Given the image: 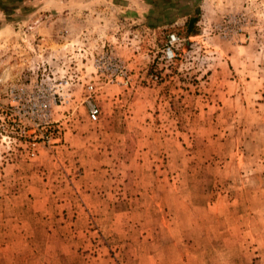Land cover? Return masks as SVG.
I'll return each mask as SVG.
<instances>
[{"label": "rangeland", "instance_id": "rangeland-1", "mask_svg": "<svg viewBox=\"0 0 264 264\" xmlns=\"http://www.w3.org/2000/svg\"><path fill=\"white\" fill-rule=\"evenodd\" d=\"M35 1H0V105L62 96L0 135V264H264V0Z\"/></svg>", "mask_w": 264, "mask_h": 264}, {"label": "built area", "instance_id": "built-area-1", "mask_svg": "<svg viewBox=\"0 0 264 264\" xmlns=\"http://www.w3.org/2000/svg\"><path fill=\"white\" fill-rule=\"evenodd\" d=\"M180 38L175 34L171 33L167 37V48L165 55L169 58L174 56L172 46L179 41ZM111 67L116 72L122 71L124 65L117 59L111 61ZM30 88L26 86L15 85L9 88L10 100L5 105H0V135L10 137L9 134L3 135L2 132L9 130V128L18 127L20 132L19 135L26 134V124L30 123L35 132L42 124V117L45 112H49L51 104L54 102L56 105L60 102L61 94L53 98L44 99L41 96L40 99L34 98L31 100L32 92ZM96 92V87L93 83H87L85 103L88 107V117L91 121H97L100 115V108L94 102L93 94ZM30 97V98H29ZM23 98H28L27 103H22ZM50 121H48L49 123ZM1 136V137H2ZM37 142H32V146H35ZM34 155V152H32Z\"/></svg>", "mask_w": 264, "mask_h": 264}, {"label": "crops", "instance_id": "crops-1", "mask_svg": "<svg viewBox=\"0 0 264 264\" xmlns=\"http://www.w3.org/2000/svg\"><path fill=\"white\" fill-rule=\"evenodd\" d=\"M2 1V0H0ZM28 2H32L33 0H26ZM89 0H67L66 2L68 3V9H69V13H71L72 11H74L75 9L72 8V5H76L77 2H83L84 4L88 3ZM96 1V2H94ZM131 3H137V7L138 2L140 0H130ZM204 1H209V0H204ZM217 1H222V0H217ZM36 5L35 7L38 8L36 13H39L41 11H50V12H54L55 10H58L57 7L60 6V2L61 0H36ZM65 2V0H64ZM89 2L91 3H98L99 6L98 7H94L93 9L91 8L89 11H96L98 12V16H100V19H104V17L111 16L113 15H121L120 11H123L121 9H119L118 7H123L124 5H120L122 4V0H90ZM103 3H105L104 7H103ZM71 5V6H70ZM102 5V6H101ZM90 6V5H88ZM136 6H131L132 8L128 7V6H124L125 7V11L127 12L128 15H133V16H137L139 14V9H136ZM29 7V6H28ZM131 9V10H130ZM168 9V8H165ZM112 11V12H110ZM6 10H4L3 8H1L0 10V18L1 16H6ZM9 14V13H8ZM45 14V13H44ZM137 14V15H136ZM179 16L183 17L185 19V22L188 18L192 17V14H180ZM38 19V18H37ZM65 21H69V17H64ZM58 19H56L55 21H51V22H47L46 20L43 21L42 17H39L38 22L36 23L34 27L35 31H39L40 33H45L46 35H48V38H46L47 42L46 44H42L47 46V49H56L55 47H57L59 45L60 42V38L61 36H59L58 34ZM2 26V25H1ZM67 26L69 27L68 23ZM68 29V28H67ZM84 34H83V38H86L87 35L91 34V29H85L84 30ZM63 40V39H62ZM46 48V47H45ZM47 49L45 50L47 54H53V51L51 50V52H47ZM229 237H226L225 240H227ZM230 241V240H229ZM202 258H204V256L202 255ZM213 258V257H212Z\"/></svg>", "mask_w": 264, "mask_h": 264}, {"label": "trees", "instance_id": "trees-1", "mask_svg": "<svg viewBox=\"0 0 264 264\" xmlns=\"http://www.w3.org/2000/svg\"><path fill=\"white\" fill-rule=\"evenodd\" d=\"M196 21H197L196 16L190 17L186 20L185 25H186L187 33L192 32L193 25Z\"/></svg>", "mask_w": 264, "mask_h": 264}]
</instances>
